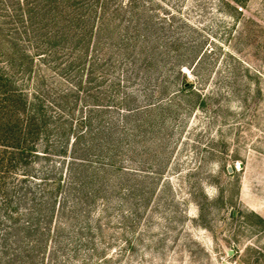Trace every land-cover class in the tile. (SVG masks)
I'll return each instance as SVG.
<instances>
[{
  "label": "trees",
  "instance_id": "1",
  "mask_svg": "<svg viewBox=\"0 0 264 264\" xmlns=\"http://www.w3.org/2000/svg\"><path fill=\"white\" fill-rule=\"evenodd\" d=\"M197 1L0 0V264H129L165 127L213 94Z\"/></svg>",
  "mask_w": 264,
  "mask_h": 264
},
{
  "label": "rangeland",
  "instance_id": "2",
  "mask_svg": "<svg viewBox=\"0 0 264 264\" xmlns=\"http://www.w3.org/2000/svg\"><path fill=\"white\" fill-rule=\"evenodd\" d=\"M197 3L182 14L212 50L213 94L165 127L163 180L149 181L129 264H264V0Z\"/></svg>",
  "mask_w": 264,
  "mask_h": 264
}]
</instances>
